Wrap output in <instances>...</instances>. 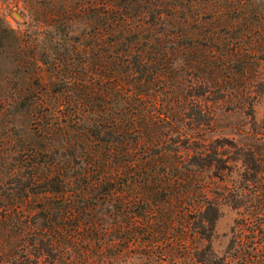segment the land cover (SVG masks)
Instances as JSON below:
<instances>
[{
    "label": "trees",
    "instance_id": "trees-1",
    "mask_svg": "<svg viewBox=\"0 0 264 264\" xmlns=\"http://www.w3.org/2000/svg\"><path fill=\"white\" fill-rule=\"evenodd\" d=\"M242 1L16 0L25 27L0 16V264H132L165 241L195 264H264V201L213 251L223 202L201 175L226 160L196 137L222 90L194 81L212 58L196 22Z\"/></svg>",
    "mask_w": 264,
    "mask_h": 264
},
{
    "label": "rangeland",
    "instance_id": "rangeland-1",
    "mask_svg": "<svg viewBox=\"0 0 264 264\" xmlns=\"http://www.w3.org/2000/svg\"><path fill=\"white\" fill-rule=\"evenodd\" d=\"M15 1L0 0V16L22 29L26 24ZM242 2H235L224 20L203 16L196 22L201 51L204 56L212 51V58L202 59L203 73L194 81L222 88L208 96L214 117L196 134L207 147H217L226 160L221 176L201 175L222 197L210 242L217 255L226 252L235 221L247 213L256 215L264 201V0ZM184 25L192 26V21L186 19ZM38 205L33 199L28 203L32 208ZM201 245L197 240L192 243ZM170 247L168 241L148 250L140 245L133 250L132 264H195L184 257L185 244L174 246L175 256L167 254ZM145 253L150 258L145 259ZM118 264L130 262L121 258Z\"/></svg>",
    "mask_w": 264,
    "mask_h": 264
}]
</instances>
